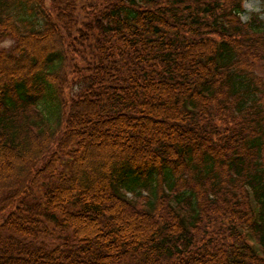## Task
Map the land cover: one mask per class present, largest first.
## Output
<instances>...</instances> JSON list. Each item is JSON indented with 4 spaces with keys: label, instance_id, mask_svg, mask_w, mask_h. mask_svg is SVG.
Here are the masks:
<instances>
[{
    "label": "trees",
    "instance_id": "1",
    "mask_svg": "<svg viewBox=\"0 0 264 264\" xmlns=\"http://www.w3.org/2000/svg\"><path fill=\"white\" fill-rule=\"evenodd\" d=\"M246 1L0 0V264H264Z\"/></svg>",
    "mask_w": 264,
    "mask_h": 264
},
{
    "label": "rangeland",
    "instance_id": "2",
    "mask_svg": "<svg viewBox=\"0 0 264 264\" xmlns=\"http://www.w3.org/2000/svg\"><path fill=\"white\" fill-rule=\"evenodd\" d=\"M245 14L242 16V20H247V17L250 14H264V7L262 4V0H247L243 4ZM264 17V15H262ZM10 42L4 43L2 46H9Z\"/></svg>",
    "mask_w": 264,
    "mask_h": 264
}]
</instances>
